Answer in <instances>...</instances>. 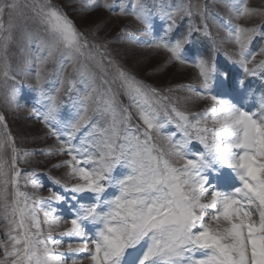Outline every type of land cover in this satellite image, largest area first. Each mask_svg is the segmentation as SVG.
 <instances>
[{
    "label": "snow or ice",
    "instance_id": "1",
    "mask_svg": "<svg viewBox=\"0 0 264 264\" xmlns=\"http://www.w3.org/2000/svg\"><path fill=\"white\" fill-rule=\"evenodd\" d=\"M221 2L235 23L210 12L206 3L79 0L82 14L102 9L134 18L148 37L141 40L127 27L113 38L100 35L102 20L81 29L54 0H0L3 75L16 79L8 71V52L17 31L46 51L37 57L35 73L37 103L47 101L46 111L32 110L58 145L41 154L67 157L52 165L65 170L66 180L50 177L63 191L50 188L40 198L21 190L22 178L37 173H21L15 139L10 133L0 139V264H264V94L257 107H245L251 90L243 77L228 86L230 73L218 67L215 44L208 56L189 57L187 47L200 37L212 39L211 19L235 45V59L229 60L245 76L264 81V60L254 63L264 55V7H250L248 0ZM194 8L200 25L192 22ZM184 17L188 28L177 36ZM157 19L163 22L159 27ZM253 20L262 23L248 26ZM257 39L261 47L251 51ZM112 44L167 53L160 70L172 64L195 68L199 87L146 83L120 62ZM49 63L57 65V78L48 81L51 91L44 88ZM69 67L82 92L75 79L65 80ZM62 92L73 110L63 121ZM195 101L210 103L189 110L187 103ZM0 126L7 129L2 114ZM8 149L10 159L4 155ZM29 183L40 181L25 180L23 187ZM62 223L70 225L60 236L68 238L67 250L75 256L60 252L66 242L53 237Z\"/></svg>",
    "mask_w": 264,
    "mask_h": 264
},
{
    "label": "rangeland",
    "instance_id": "2",
    "mask_svg": "<svg viewBox=\"0 0 264 264\" xmlns=\"http://www.w3.org/2000/svg\"><path fill=\"white\" fill-rule=\"evenodd\" d=\"M59 5L66 6L65 11L69 13L70 18L76 21L77 25L81 28H87L89 23L94 20L104 21L103 31L100 35L106 38L116 37L120 30L124 27L130 32L135 33L136 37L145 40L147 36L143 35L141 26L132 17H116L104 10H97L91 14H82L79 9L81 4L79 0H54ZM99 2V0H97ZM112 2V0H109ZM116 4L120 3V0H115ZM151 2V0H149ZM167 3H171L173 6L181 4H207L208 10L212 13L219 14L224 21L229 23H235L234 19L228 13L227 9L223 6L221 0H166ZM250 7H264V0H248ZM197 9H193L192 22L196 25L201 24L199 15H196ZM7 20V17L5 18ZM209 30L212 33V39L200 37L197 33L196 36L200 37L195 41L193 45H189L188 54L189 57L195 52H200L205 56L211 54L213 44L218 49L216 53V59L218 67L221 70H227L230 73L231 80L229 87L234 85V82L238 77H243L246 84L251 90V95L246 94L244 105L247 108L257 107V100L260 95L264 94V81H261L258 77H247L243 73L240 66L229 60L228 57H234L236 50L235 45L230 43V37L227 32L219 30L209 19ZM163 22L159 19L156 20V24L159 27ZM189 18L184 17L179 20V27L175 35H180L188 28ZM244 24V21H240ZM262 21L253 20L249 23L260 24ZM111 48L117 52L120 62L130 69L139 79L144 80L156 87L169 88L177 85L191 84L193 87H199V80L197 76V70L192 67H181L178 64L169 65L163 71L160 70V65L167 60V53H153L151 50L137 48L131 44H112ZM261 47V42L257 39L251 45V51H257ZM45 52L39 51L35 43L29 44L20 31L16 32L15 42L10 46L8 52V63L10 65L8 71L11 76H15V80L6 79L3 75L4 72V60L0 58V114L4 115L7 129L0 126V139L4 138L7 133L15 139L16 147L18 148L17 159L18 167L21 173H29L35 171L36 177H24L21 180V190L28 193H34L40 198H47L50 193L49 189H54L58 192L63 190L53 184L50 177L59 178L65 181L64 169H55L52 167L54 163H58L62 159L67 157L58 156H45L41 153L53 151L58 145L54 137L49 136L48 130L44 127L43 123L37 118V112L32 109L35 107L40 113L46 111L45 104L47 101L37 103L39 99L38 89L39 86L36 82L35 73L37 71L38 60L37 57L45 56ZM264 60V55H257L254 63H259ZM56 67L55 63H49L45 69V82L44 88L51 91L50 80L56 79ZM251 67V65H250ZM64 78L67 81L69 78L77 81L76 88L81 92L84 90V86L79 83V77L69 67L64 73ZM67 88V84H65ZM13 89H16L15 93ZM77 93L73 92L75 96ZM174 95L185 96L187 93H175ZM60 100L63 103L58 110V118L60 120H67L72 113L69 96L63 92L60 94ZM210 102L208 101H195L188 102L187 108L193 111L202 110ZM91 115V113H90ZM29 153H35V155H27ZM6 158L10 159V149L4 153ZM26 161V162H25ZM38 179L40 183L33 187L30 183L25 188L23 187L25 180ZM57 207H63V205H57ZM42 225L45 222L44 212L38 211ZM64 219H68V213H64ZM3 222L0 221V239L3 238L4 230L2 226ZM70 227L66 223H62L59 229L53 232V237L56 239H63L66 243L59 251L63 252L66 256L72 257L77 255L76 253H70L67 250V237H61L60 232L65 228ZM83 255V254H80ZM85 264H88L85 261Z\"/></svg>",
    "mask_w": 264,
    "mask_h": 264
}]
</instances>
